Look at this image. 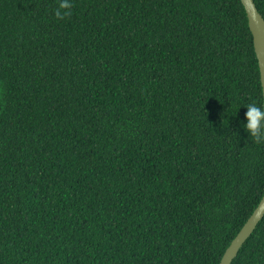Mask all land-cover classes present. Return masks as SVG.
Returning a JSON list of instances; mask_svg holds the SVG:
<instances>
[{
  "label": "trees",
  "instance_id": "16d2710c",
  "mask_svg": "<svg viewBox=\"0 0 264 264\" xmlns=\"http://www.w3.org/2000/svg\"><path fill=\"white\" fill-rule=\"evenodd\" d=\"M72 4L0 0V264H219L264 194L241 1Z\"/></svg>",
  "mask_w": 264,
  "mask_h": 264
},
{
  "label": "water",
  "instance_id": "95a60500",
  "mask_svg": "<svg viewBox=\"0 0 264 264\" xmlns=\"http://www.w3.org/2000/svg\"><path fill=\"white\" fill-rule=\"evenodd\" d=\"M245 10L248 28L252 35L254 52L258 61L260 81L263 93L264 103V19L259 14L253 0H240ZM264 217V194L260 200L257 208L249 217L247 222L241 228L239 233L233 239L229 247L224 252L219 264H231L237 256L239 250L242 248L246 240L254 232L259 222Z\"/></svg>",
  "mask_w": 264,
  "mask_h": 264
},
{
  "label": "clouds",
  "instance_id": "9594fccd",
  "mask_svg": "<svg viewBox=\"0 0 264 264\" xmlns=\"http://www.w3.org/2000/svg\"><path fill=\"white\" fill-rule=\"evenodd\" d=\"M72 0H58V6L54 11L57 19H64L71 15ZM246 111L243 120L237 126V133L242 128L246 133V139L251 138L256 143H264V108L253 102L244 105Z\"/></svg>",
  "mask_w": 264,
  "mask_h": 264
}]
</instances>
